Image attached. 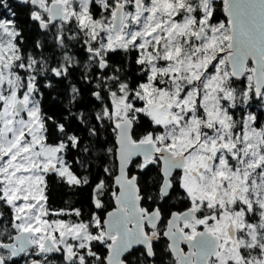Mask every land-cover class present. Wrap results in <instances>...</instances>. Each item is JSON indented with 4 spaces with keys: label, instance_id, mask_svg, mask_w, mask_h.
<instances>
[{
    "label": "snow or ice",
    "instance_id": "1",
    "mask_svg": "<svg viewBox=\"0 0 264 264\" xmlns=\"http://www.w3.org/2000/svg\"><path fill=\"white\" fill-rule=\"evenodd\" d=\"M0 264H264V0H0Z\"/></svg>",
    "mask_w": 264,
    "mask_h": 264
},
{
    "label": "trees",
    "instance_id": "2",
    "mask_svg": "<svg viewBox=\"0 0 264 264\" xmlns=\"http://www.w3.org/2000/svg\"><path fill=\"white\" fill-rule=\"evenodd\" d=\"M53 198L56 200L57 203H59L60 200L62 198H64V195H63V193L61 191L56 190V191L53 192Z\"/></svg>",
    "mask_w": 264,
    "mask_h": 264
}]
</instances>
